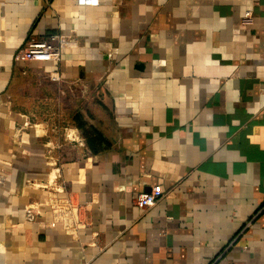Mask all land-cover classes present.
I'll use <instances>...</instances> for the list:
<instances>
[{
	"label": "crops",
	"instance_id": "obj_1",
	"mask_svg": "<svg viewBox=\"0 0 264 264\" xmlns=\"http://www.w3.org/2000/svg\"><path fill=\"white\" fill-rule=\"evenodd\" d=\"M0 264H264V0H0Z\"/></svg>",
	"mask_w": 264,
	"mask_h": 264
},
{
	"label": "built area",
	"instance_id": "obj_2",
	"mask_svg": "<svg viewBox=\"0 0 264 264\" xmlns=\"http://www.w3.org/2000/svg\"><path fill=\"white\" fill-rule=\"evenodd\" d=\"M80 6H98L101 0H72ZM58 36L54 35L49 41H30L17 54V59L28 61H57L61 58ZM163 197L161 186H154L150 191L141 193L137 205L142 209L153 207ZM66 211L72 210L71 203L63 204Z\"/></svg>",
	"mask_w": 264,
	"mask_h": 264
}]
</instances>
